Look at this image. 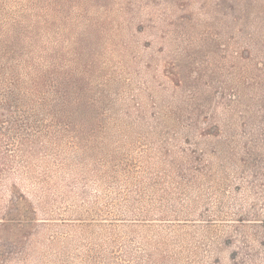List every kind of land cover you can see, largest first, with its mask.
I'll list each match as a JSON object with an SVG mask.
<instances>
[{
    "label": "rangeland",
    "instance_id": "374dc122",
    "mask_svg": "<svg viewBox=\"0 0 264 264\" xmlns=\"http://www.w3.org/2000/svg\"><path fill=\"white\" fill-rule=\"evenodd\" d=\"M0 264H264V0H0Z\"/></svg>",
    "mask_w": 264,
    "mask_h": 264
}]
</instances>
